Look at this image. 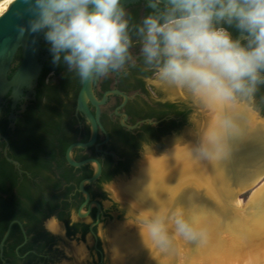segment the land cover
I'll return each mask as SVG.
<instances>
[{
    "label": "clouds",
    "instance_id": "1",
    "mask_svg": "<svg viewBox=\"0 0 264 264\" xmlns=\"http://www.w3.org/2000/svg\"><path fill=\"white\" fill-rule=\"evenodd\" d=\"M30 19L27 29L43 32L50 44L52 63L67 65L84 81H97L126 71L136 57L130 49L128 12L122 0H26ZM153 11L136 31L145 84L158 89H186L209 107L231 106L240 96L251 97L264 84V0H149ZM235 26L246 34V43L233 37ZM224 124L230 121L224 119ZM209 144L219 155L215 133L196 149L201 157L214 158ZM71 222L75 220L72 216ZM178 235L194 239L195 233L179 210L173 214ZM52 234L61 230L59 217L44 225ZM148 237L163 247L167 244L163 218L144 221Z\"/></svg>",
    "mask_w": 264,
    "mask_h": 264
},
{
    "label": "flooded vegetation",
    "instance_id": "2",
    "mask_svg": "<svg viewBox=\"0 0 264 264\" xmlns=\"http://www.w3.org/2000/svg\"><path fill=\"white\" fill-rule=\"evenodd\" d=\"M135 6L139 8V11L134 20L131 19V5L126 7L129 35L133 40L130 52L137 58L135 65L126 66V71L112 74L94 83V94L97 99L102 100L106 96L105 102L100 106V122L109 139L107 140V136L99 131L93 146L85 149L75 148L72 154L76 161L88 158L98 160L102 171L103 165L111 160V170L118 172L114 178L127 173L120 171L121 164L131 162L132 165L143 144L160 146L164 142L181 139L183 129L189 124V108H191L182 98L162 99L158 96L159 92L155 87L145 84L144 77L151 73L145 71L149 66L144 64L140 55L138 43L140 37L136 28L149 14V5L138 2L135 3ZM163 6V4L159 5L161 9ZM218 26L230 30L226 24ZM230 32L234 37L233 31L230 30ZM240 34H237L235 38L238 39ZM241 41L246 43V38ZM49 45L43 34L42 53H47L51 49H48ZM17 66L15 63V67ZM43 70L44 66L42 73ZM262 74L264 75L263 72ZM61 77L62 75L49 73L47 81L55 83ZM38 85L39 81L35 99H26V93H24L18 102L14 103L9 94L2 106L0 121L4 119L8 121L9 136L0 132L6 138V140L0 138V221L3 220L7 223V229L10 224L12 225L10 233L4 241L3 251L0 252V264L58 263L60 251L57 248V240L60 237L53 235L44 227L45 222L52 216L59 217L61 230L64 231L66 238L79 241L80 239L85 240L90 235L93 243L92 246H87L86 264H105L102 242L97 234V229L101 223L111 221L112 213L116 211L115 202H110L109 208H105L103 205V198H107L105 186L110 182H102L99 178L96 182L85 186L90 195L89 203L99 202L101 204V212L98 217V209L95 205L89 208L88 203L82 207L85 196L79 190V184L82 181L79 178L88 173L93 174L94 166L91 163L79 168L71 166L66 159V151L63 156L56 154L54 157L42 153L40 152V139L28 136L26 125L30 122V114L39 113L40 109L44 110L43 107L47 101L46 99L42 100V108H29L37 100ZM263 86L264 84L258 85L253 94V103L249 104L244 101L246 107L254 108L261 115H263L260 108H264V94L260 88ZM115 90L119 93H112ZM78 92L75 95L74 92L68 91L60 96L62 102L60 108H69L71 116L75 119L71 133L75 140L72 143L87 142L91 136L90 124L77 110ZM25 104L26 107L22 108ZM89 107L92 113H95L96 108L91 104ZM13 115L15 118L11 119ZM11 124L14 126L12 127ZM86 135H88L87 139L84 140ZM125 135H129L137 141L139 146L135 148L128 145L123 139ZM3 207L13 208L17 216L8 218L2 211ZM81 208L84 217L79 216ZM72 216H75L73 222L70 219ZM98 220L99 223L93 226V230L98 236L96 240V237L91 234V225ZM27 222L34 225L30 233L24 226ZM13 225H17L18 231L11 235ZM43 234L47 239L41 238ZM2 239L3 237L0 243ZM39 245L44 246L41 253L36 251ZM31 254L36 257L32 261H28Z\"/></svg>",
    "mask_w": 264,
    "mask_h": 264
},
{
    "label": "bare ground",
    "instance_id": "3",
    "mask_svg": "<svg viewBox=\"0 0 264 264\" xmlns=\"http://www.w3.org/2000/svg\"><path fill=\"white\" fill-rule=\"evenodd\" d=\"M14 1H0V16ZM207 108L212 112L205 135L215 133L223 148L219 155L212 144L214 158L201 157L192 144L175 148L166 157L150 160L129 185L118 188L119 197H130L141 218H163L168 242L156 245L145 228L134 233L121 228L109 244L116 264H242L245 256L243 264H264V187L256 188L245 206L238 199L263 174L264 123L255 125L250 109L235 103ZM183 201L191 205L187 211L195 218L188 222L194 239L176 232L173 214ZM223 233L228 236L221 237Z\"/></svg>",
    "mask_w": 264,
    "mask_h": 264
},
{
    "label": "water",
    "instance_id": "4",
    "mask_svg": "<svg viewBox=\"0 0 264 264\" xmlns=\"http://www.w3.org/2000/svg\"><path fill=\"white\" fill-rule=\"evenodd\" d=\"M138 2H144L149 5V0H122V4L125 8ZM160 4L164 5V0H159V5ZM30 18L29 4L26 0H15L9 6L8 10L0 16V116L2 106L5 103V98L9 94L14 103H17L20 96L24 93H26V99H35L36 87L42 73L43 66L52 54L51 49L47 53H42L41 51L43 32L33 33L25 30L23 34H21L19 31L21 26H24L25 29H27ZM245 38L246 34H240L238 37L240 40ZM18 54L21 56L19 60H17ZM15 63L18 65L17 67H15ZM261 75L263 74L261 73ZM94 83L95 81H84L81 79V87L77 95V110L85 117L91 126L90 139L87 142L72 143L66 150V159L71 166L79 168L88 163H91L94 166L93 174L90 177L83 179L79 184V190L85 196V202L82 207L88 205L90 199V195L86 191L85 186L96 182L101 177L102 167L100 162L93 158H88L82 161L74 160L72 156L73 150L75 148L85 149L93 146L96 143L99 131L107 136V140L109 139L106 130L100 122V106L105 102L106 96H104L102 100L97 99L94 94ZM112 93L119 92L115 90L112 91ZM89 104L96 108L95 113H92ZM25 107L26 104L22 106V108ZM247 109H250L253 113L256 122L255 125L264 123V115L256 112L254 108ZM14 118L15 115L11 117V119ZM11 125L12 127L14 126L13 124ZM0 138L6 140V138L1 134ZM201 145L202 140L200 146ZM259 187L263 188L264 182ZM254 191L252 192V195L255 193ZM92 205L97 207L99 217L101 204L99 202H91L89 203V208H91ZM81 211L82 208L80 209L79 216L84 217L85 215L81 213ZM97 223H99V220L91 225V234L96 237V240L98 236L93 230V226ZM19 224L22 227L21 223ZM11 225L12 224L9 225L0 243L1 253L3 251L4 241L10 233Z\"/></svg>",
    "mask_w": 264,
    "mask_h": 264
},
{
    "label": "rangeland",
    "instance_id": "5",
    "mask_svg": "<svg viewBox=\"0 0 264 264\" xmlns=\"http://www.w3.org/2000/svg\"><path fill=\"white\" fill-rule=\"evenodd\" d=\"M156 89L159 92L158 96L162 99L182 98L186 103L190 105L191 108H189V124L186 128L183 129L182 137L179 140L167 141L162 143L160 146H156L154 144H143L138 157L135 159L133 164L130 165L129 171L126 174L117 176L107 186H105L107 198L103 202L104 207L109 208L110 202L116 203V211L112 213V220L101 223L97 229V234L102 242L105 264H116V261L111 257L109 244L112 237L119 229L122 228L125 230L126 228L125 231H127L128 229V232L132 231L131 233H134L144 228L145 219L141 218L139 211L137 210L138 207L133 206L131 198L119 197L120 195L118 194V188L120 187V185H129L133 181L134 177H137L139 175L141 168L146 165L147 162L152 160V158H160L162 156L166 157V155H169L175 148L181 149L183 147V149H186L184 148V146H190L191 144L193 145V147H196L194 148L196 150L200 147L201 140L203 141V138L206 136L205 133L207 134L206 131L208 130V116L212 111L209 110L210 108H207L208 106H206V104H204L200 99L195 98L186 89H176L174 87L168 88L166 90L158 88ZM244 101H247V103L249 104L253 103V95L251 97L240 96L235 102V105L245 107ZM247 108L250 107L248 106ZM189 146H187V148ZM263 182L264 170L263 174L255 182H253V184L246 188L242 193L238 194V199L241 201L242 206H245L247 204L252 195V192L256 188L261 186ZM127 199L130 200V202ZM189 207L191 208V205H189L188 202L183 201L182 206L178 207L177 210H179V212L181 213V217L186 223H194L195 218L191 216V213L189 214L187 211ZM256 208V206L253 208V212L256 211ZM53 235L60 237V239L57 240V248L60 251V260L56 264H86L85 256L87 254V246L90 247L93 243L90 235H88L85 240L80 239L79 241H77L76 239L66 238L63 230H61L60 233ZM227 236L228 234L223 233L221 237ZM261 238H263L262 243L264 245V233L261 235ZM250 243L252 242L248 241L246 244L248 245ZM80 248L83 249V252L81 254L79 252ZM247 250H249V248ZM249 253L250 251H246L247 255ZM245 258L247 257L245 256L241 259L242 264L246 262Z\"/></svg>",
    "mask_w": 264,
    "mask_h": 264
},
{
    "label": "trees",
    "instance_id": "6",
    "mask_svg": "<svg viewBox=\"0 0 264 264\" xmlns=\"http://www.w3.org/2000/svg\"><path fill=\"white\" fill-rule=\"evenodd\" d=\"M131 19H136L138 15V7L135 4H131ZM153 9L149 6L148 12H152ZM230 30L233 31L234 38L239 32L235 28V26H231ZM51 46L49 45L48 49ZM20 54H18L17 58L20 59ZM49 73H53L54 75H62L61 79L58 82L47 81V76ZM264 73V72H263ZM81 86V78L75 71H69L67 65L61 63L59 65H54L52 63V54L49 59L44 64L43 73L39 79V85L37 88V100L31 105L29 108H42L41 102L43 99H46L44 110L40 109V112L30 114V122L26 125V129L29 137H37L41 141L40 152L46 153L50 156H55L56 154L64 155L66 148L70 143L74 142V138L71 135L73 130V123L75 119L71 116V112L69 108H60L61 105V94H65L68 91L76 93L80 89ZM260 91L264 94V86L260 88ZM262 114L264 115V108H260ZM35 115V116H34ZM186 115V113H184ZM18 125V124H17ZM0 132L6 136H9V128L8 121L1 120L0 121ZM85 136V139H87ZM113 137V135H111ZM124 141L131 145L132 147L137 148L139 146L138 142L133 140L129 135L123 136ZM131 162L127 164H121L120 171L128 172L130 168ZM1 168V167H0ZM119 171V172H120ZM118 172H113L111 170V160L107 161L103 165L102 175L100 177V181L102 182H111L113 178L116 176ZM92 174L88 173L79 178V180H83L85 178L90 177ZM64 179V176H62ZM106 199L105 197L103 198ZM1 211V210H0ZM8 218L17 216V213L13 208L3 207L2 210ZM25 228L28 230V233L32 230V225L30 222L24 224ZM7 230V223L0 221V240L3 237L4 233ZM18 231L17 225H13L11 230V235L15 234ZM42 239H47V237L43 234ZM35 245V244H34ZM44 246L39 245L36 248L38 253L43 251ZM36 256L31 254L28 257V261H32Z\"/></svg>",
    "mask_w": 264,
    "mask_h": 264
}]
</instances>
